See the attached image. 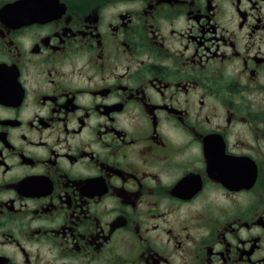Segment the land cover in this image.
Returning a JSON list of instances; mask_svg holds the SVG:
<instances>
[{
	"label": "flooded vegetation",
	"instance_id": "obj_1",
	"mask_svg": "<svg viewBox=\"0 0 264 264\" xmlns=\"http://www.w3.org/2000/svg\"><path fill=\"white\" fill-rule=\"evenodd\" d=\"M0 264H264V0H0Z\"/></svg>",
	"mask_w": 264,
	"mask_h": 264
}]
</instances>
